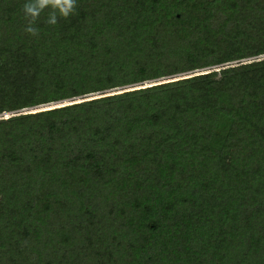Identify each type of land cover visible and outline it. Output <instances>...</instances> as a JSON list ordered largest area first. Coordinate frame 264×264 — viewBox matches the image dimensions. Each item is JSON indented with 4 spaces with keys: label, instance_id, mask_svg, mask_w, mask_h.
<instances>
[{
    "label": "trees",
    "instance_id": "obj_1",
    "mask_svg": "<svg viewBox=\"0 0 264 264\" xmlns=\"http://www.w3.org/2000/svg\"><path fill=\"white\" fill-rule=\"evenodd\" d=\"M24 3L0 0V264H264V0H77L37 37Z\"/></svg>",
    "mask_w": 264,
    "mask_h": 264
},
{
    "label": "clouds",
    "instance_id": "obj_2",
    "mask_svg": "<svg viewBox=\"0 0 264 264\" xmlns=\"http://www.w3.org/2000/svg\"><path fill=\"white\" fill-rule=\"evenodd\" d=\"M46 10L48 14L45 24L56 26L59 19L67 20L77 14V0H25L22 12L26 20L24 27L26 34L32 37L39 35L40 28L37 27V22Z\"/></svg>",
    "mask_w": 264,
    "mask_h": 264
},
{
    "label": "rangeland",
    "instance_id": "obj_3",
    "mask_svg": "<svg viewBox=\"0 0 264 264\" xmlns=\"http://www.w3.org/2000/svg\"><path fill=\"white\" fill-rule=\"evenodd\" d=\"M134 87V86H133ZM123 88V87H122ZM131 88V86L130 87H125V89H130ZM113 90H121V88L120 89H113ZM106 92H112V91H106ZM105 92V93H106ZM94 95H97V93H94V94H91V95H88V96H94ZM77 100H79V99H77ZM76 101V100H75ZM61 102H63V101H61ZM71 102V101H70ZM57 103H59V102H57ZM57 103H55V105H59V104H57ZM66 103H69V101H66ZM54 104V103H53ZM52 103L51 104H48V105H45V106H49V107H51L52 105H53ZM41 108H43V107H34V108H31V109H29V111H31V110H35V109H41ZM4 115V114H3Z\"/></svg>",
    "mask_w": 264,
    "mask_h": 264
},
{
    "label": "water",
    "instance_id": "obj_4",
    "mask_svg": "<svg viewBox=\"0 0 264 264\" xmlns=\"http://www.w3.org/2000/svg\"><path fill=\"white\" fill-rule=\"evenodd\" d=\"M155 82V81H154ZM145 84H148V83H145ZM70 102V101H69ZM57 104H59V105H61V104H68V103H66V101H63V102H59V103H57ZM55 104H53L52 106H54Z\"/></svg>",
    "mask_w": 264,
    "mask_h": 264
},
{
    "label": "built area",
    "instance_id": "obj_5",
    "mask_svg": "<svg viewBox=\"0 0 264 264\" xmlns=\"http://www.w3.org/2000/svg\"><path fill=\"white\" fill-rule=\"evenodd\" d=\"M5 116V115H4Z\"/></svg>",
    "mask_w": 264,
    "mask_h": 264
}]
</instances>
